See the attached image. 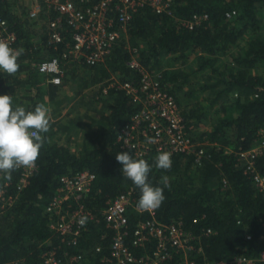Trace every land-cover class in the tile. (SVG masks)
<instances>
[{
	"label": "trees",
	"instance_id": "1",
	"mask_svg": "<svg viewBox=\"0 0 264 264\" xmlns=\"http://www.w3.org/2000/svg\"><path fill=\"white\" fill-rule=\"evenodd\" d=\"M193 15L207 17L189 28L185 22ZM111 16L118 25L116 15ZM0 18L15 32L13 47L23 49L18 71L0 74V95H9L13 107L26 111L43 104L50 124L24 186L18 189L23 166L10 178L0 171V189L13 197L0 210V263L40 264L43 253L55 249L67 264H107L114 230L106 226L102 211L120 193L135 203L140 195L115 158L127 152L152 165L148 182L164 188L157 218L180 220L184 229L199 237L201 254H190L195 261L264 264V197L238 158V153L264 141V0H172L170 14L145 5L134 12L104 61L63 59L59 85L48 82L37 65L64 45L58 51L48 46L45 33L10 0H0ZM131 57L146 72L158 71L160 85L181 111L187 137L203 150L200 158L195 153H173L171 168L163 170L155 167L158 153L137 158L120 146L118 131L142 110L144 100L117 85L104 92L103 85L114 78L138 85L140 73L129 67ZM254 164L264 176V150ZM82 170L95 178L79 200H70V208L80 202L93 218L73 243L71 235L63 238L49 227L45 208L57 194L60 177ZM146 217L129 212L130 229ZM130 238L135 255L149 251L148 246H133ZM78 253L81 260L68 261ZM236 257L252 262H233Z\"/></svg>",
	"mask_w": 264,
	"mask_h": 264
},
{
	"label": "built area",
	"instance_id": "2",
	"mask_svg": "<svg viewBox=\"0 0 264 264\" xmlns=\"http://www.w3.org/2000/svg\"><path fill=\"white\" fill-rule=\"evenodd\" d=\"M18 13L26 11L30 22L36 24L40 33H45L46 44L58 54L44 58L37 65L40 74L55 85L62 82L64 69L62 60H83L87 64L104 61L112 50L115 41L126 29L134 12L149 5L156 12L171 13L172 0H10ZM50 13L54 16L49 18ZM116 15L118 25L114 24ZM229 15V14H228ZM46 16V17H44ZM206 15H193L185 25L192 28L205 19ZM68 34V35H67ZM16 40L15 32L10 30L9 23L0 18V42L11 48ZM131 69L140 73L138 85L132 82L110 80L103 85V91L117 85L136 99L144 100L142 110L133 114L117 134V141L123 148L131 149L137 158L148 154L168 152L195 153L200 158L203 150L193 143L186 134L184 118L173 95L167 92L158 79H153L135 57L128 60ZM264 150V141L251 149L238 153V158L245 164L247 172L255 187L264 197V176L256 169L255 158ZM25 173L19 182L18 189L27 183L26 178L32 174L34 167H24ZM95 176L88 170L78 171L73 175L60 177L57 194L46 204L49 214V227L62 236L71 235L72 242L85 229L86 223L93 216L82 203L71 207L70 200H79L81 195L92 185ZM0 189V210L10 205L12 195ZM145 214L146 218L137 219L132 229L129 227V212ZM102 218L106 226L114 230L110 245V258L107 264H200L191 255L201 254L199 237L183 228L182 221L163 222L157 218V208L142 210L137 207L129 195H116L109 205L103 209ZM81 220L84 223H81ZM195 221V220H194ZM211 230L206 229L209 233ZM149 247V251L135 255L129 246ZM100 247L97 246L96 250ZM264 258V254L262 255ZM81 254H73L68 261L81 260ZM233 262L251 263V259L236 257ZM0 264H17L2 262ZM40 264H67L57 256L55 249H49L42 255ZM210 264V263H205ZM212 264H231L224 261Z\"/></svg>",
	"mask_w": 264,
	"mask_h": 264
},
{
	"label": "clouds",
	"instance_id": "3",
	"mask_svg": "<svg viewBox=\"0 0 264 264\" xmlns=\"http://www.w3.org/2000/svg\"><path fill=\"white\" fill-rule=\"evenodd\" d=\"M22 54L23 49H13L0 42V74H15L19 68L17 60ZM49 127L48 109L43 104L37 105L33 111H26L21 106L13 107L9 95H0V171L10 178L17 167H34L43 145V134L49 131ZM115 158L122 166V174L140 189L137 207L145 211L158 208L165 199L164 188L148 182L152 165L127 152L118 153ZM171 166L170 153L157 154L156 168L169 170ZM163 182L167 186V176L163 177Z\"/></svg>",
	"mask_w": 264,
	"mask_h": 264
},
{
	"label": "rangeland",
	"instance_id": "4",
	"mask_svg": "<svg viewBox=\"0 0 264 264\" xmlns=\"http://www.w3.org/2000/svg\"><path fill=\"white\" fill-rule=\"evenodd\" d=\"M158 71H153V73H150V76L153 78V79H156V77H157V79H158V81H159V78H158ZM160 82V81H159ZM72 106V103H70V104H68L67 106H64V109L61 111V114L59 115V117H62L69 109H70V107ZM74 138V137H73ZM75 141H77V140H73L72 142H71V144H75ZM69 145H70V143H69Z\"/></svg>",
	"mask_w": 264,
	"mask_h": 264
}]
</instances>
